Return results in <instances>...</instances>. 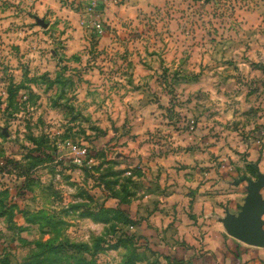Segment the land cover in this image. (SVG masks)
Here are the masks:
<instances>
[{
	"label": "rangeland",
	"instance_id": "1",
	"mask_svg": "<svg viewBox=\"0 0 264 264\" xmlns=\"http://www.w3.org/2000/svg\"><path fill=\"white\" fill-rule=\"evenodd\" d=\"M126 1L0 0L1 262L264 264V0Z\"/></svg>",
	"mask_w": 264,
	"mask_h": 264
},
{
	"label": "water",
	"instance_id": "2",
	"mask_svg": "<svg viewBox=\"0 0 264 264\" xmlns=\"http://www.w3.org/2000/svg\"><path fill=\"white\" fill-rule=\"evenodd\" d=\"M43 27H47L43 21H39ZM248 183V195L239 215H228L224 220L228 234L234 239L251 247H264V175L259 173L256 181L244 178Z\"/></svg>",
	"mask_w": 264,
	"mask_h": 264
},
{
	"label": "trees",
	"instance_id": "3",
	"mask_svg": "<svg viewBox=\"0 0 264 264\" xmlns=\"http://www.w3.org/2000/svg\"><path fill=\"white\" fill-rule=\"evenodd\" d=\"M11 163L14 165V168L16 172L18 173V176L20 178L25 179V187H27L30 181V175H31L30 173L33 167L32 166L26 167L18 161H13V162L11 161ZM0 196H2L1 193H0ZM0 204H1L0 216H6L8 221L12 223V220L14 219L15 207H12L11 205L6 204L5 201L3 202V200L0 202ZM72 248L77 249V250L84 249L85 251H87V248H85L84 246L72 245ZM4 262L6 263L7 261L3 260V262H1V257H0V264H4Z\"/></svg>",
	"mask_w": 264,
	"mask_h": 264
},
{
	"label": "crops",
	"instance_id": "4",
	"mask_svg": "<svg viewBox=\"0 0 264 264\" xmlns=\"http://www.w3.org/2000/svg\"><path fill=\"white\" fill-rule=\"evenodd\" d=\"M139 4L140 6H142V0H131L130 2L126 1L125 4L123 5V8H126L127 10H132L133 7L136 8ZM0 207H1V204H0ZM1 223L2 225H5L7 229H11L10 227L14 226L13 223H10L8 221L6 216H0V227H1ZM5 231L6 229L4 227L0 228V253L1 251H6L5 248L7 247L6 241L8 239L6 238H8V235L3 234V233H6ZM248 264H261V262L260 260H257L254 262H249Z\"/></svg>",
	"mask_w": 264,
	"mask_h": 264
}]
</instances>
